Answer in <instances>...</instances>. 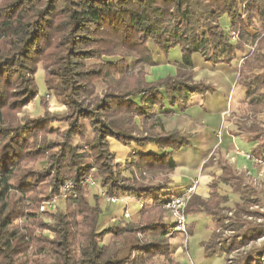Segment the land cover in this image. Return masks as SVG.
I'll return each instance as SVG.
<instances>
[{
    "label": "trees",
    "instance_id": "1",
    "mask_svg": "<svg viewBox=\"0 0 264 264\" xmlns=\"http://www.w3.org/2000/svg\"><path fill=\"white\" fill-rule=\"evenodd\" d=\"M223 16L229 19L227 29L219 22ZM177 47L176 75L147 83L143 68L168 63L169 51ZM248 47L252 53H246ZM198 59L204 66L236 71L244 102L235 127L256 143L251 156L263 160L264 0H0V264H171L168 251L175 248L176 233L162 206L180 195L171 187L173 156L190 140L187 133L166 131L169 114L158 111L167 101L183 112L194 93H211L193 82ZM38 65L46 91L65 112L10 124L7 113L20 112L38 97ZM58 123H66L61 141L39 143L38 134L45 137ZM111 141L135 149L121 163ZM44 156L46 176H39L49 180V192L29 202V175L20 176V164ZM219 169L209 197L193 194L185 211L205 214L232 233L221 241L218 230L212 231L201 244L203 256L237 252L233 264H260L264 223L249 220L264 219V212L252 210L264 205L261 192L226 163ZM138 174L151 178L139 182ZM88 175L106 195L139 202L131 215L137 220L112 223L111 209L96 193L89 196L88 184L81 185ZM66 182L73 190L61 203L64 210L40 213V205L58 197ZM220 183L241 196L233 209L227 208ZM45 217L53 222L43 227L54 235L51 241L18 226ZM38 242L46 262L18 259Z\"/></svg>",
    "mask_w": 264,
    "mask_h": 264
},
{
    "label": "rangeland",
    "instance_id": "2",
    "mask_svg": "<svg viewBox=\"0 0 264 264\" xmlns=\"http://www.w3.org/2000/svg\"><path fill=\"white\" fill-rule=\"evenodd\" d=\"M226 29V28H225ZM178 48V47H177ZM179 49V48H178ZM174 50V49H173ZM172 51V50H171ZM168 53L166 60L167 62L169 61V54ZM247 52H253V48H247L246 49V53ZM162 65L159 66H154V67H158L155 71L152 72L153 75H158V76H163L160 77L159 79H154L153 77H150L151 80H147V76L150 74V70L153 67L150 68H141L142 72H146L145 75V81L147 83H152V82H156L160 79H163L167 76H175L176 75V66L172 63V62H168V63H160ZM241 65V61L239 63V66ZM207 66V65H206ZM134 68V65H132L131 69ZM225 67H218V68H209V67H205L203 65V61H200V59L197 60V66L195 68L196 71V75L194 77V81L197 84H203V86L201 87L202 89H210L211 93L215 92V91H221V88L224 86V84H226L225 82V77L227 76V73L230 72L229 70L226 69H222ZM129 69V72H133L134 70ZM138 68H136L137 70ZM137 72V71H136ZM223 72V73H222ZM225 72V73H224ZM138 73V72H137ZM151 74V75H152ZM172 74V75H171ZM153 78V79H152ZM227 78V77H226ZM235 78H237V75L235 76ZM134 81V79H133ZM236 81V80H235ZM129 83H131V81H128ZM35 83L37 85L38 88V97L32 101L31 103H29L24 109H22L20 112L18 113H7V119L11 123H17L19 124V122H21L22 120H26V119H31V118H35L38 116H43L44 113H48L49 115H53L56 114L57 116L62 115L65 112V107L56 100L55 97H53L48 91H46L45 88V84H44V71L41 67V65H38L37 67V71L35 74ZM221 85V87H220ZM235 93V90L233 91ZM206 93L203 92L202 94ZM196 100H198V98H196ZM213 109H218L220 107V100L216 101L215 99L213 100ZM201 111H203V109H200ZM212 110V109H210ZM241 110L237 113V116L240 115ZM195 113H197V111H195ZM191 114L188 113V115H181L178 116L176 121L174 122L175 125H173L174 128H179L178 130H174V131H178L180 133H186V130L190 129L191 131L193 129H195V123L189 122L188 120L190 119L189 115ZM194 122V121H193ZM87 125H89L87 123ZM186 126V128H185ZM53 130L54 131H46L45 132V137L41 138L40 134H38L37 136V140H39V143H42V141H46V143H51L52 140H57V141H61V139H59V133H62L65 129H66V123H58L56 125L53 126ZM186 130H183V129ZM166 130V129H165ZM189 134V133H187ZM47 136V137H46ZM190 137V135H188ZM25 140L29 143L30 141H34V140H30L28 137H25ZM41 141V142H40ZM56 141V142H57ZM76 142V141H75ZM135 148L132 147H128V146H122L119 145L115 142L112 143V145H110V150L114 153H117L118 156H116V160L123 163L125 161V159L127 157H130L132 151ZM50 152H53L52 150ZM185 152H189V149H186L185 151H183V153ZM191 154V152H189ZM189 153L185 154H181L180 157L178 158L179 155H176V161H181L183 162V169H179V170H174L173 172V176L178 173H186V174H193L191 173V169L193 168V166H189L188 163L192 162L194 160H198V158L200 159V155L198 154V152L196 153L195 157H191L189 156ZM50 154V153H49ZM178 158V159H177ZM48 160L47 156L41 157V158H33L27 161H23L20 164V171L18 172L20 174L21 177L23 176H28V180H27V186H29L31 188V190L27 193V198L30 200L29 202H31V200L34 201H38L40 200V198L42 196H45L48 194L49 192V180L45 177H40L39 173L43 174L44 176V170L46 169V167L48 166ZM174 160V161H175ZM180 167V166H179ZM203 167V166H202ZM201 172H203V168L200 167L199 171L197 172V174L199 175ZM124 175L126 176V178H130V173L127 170H124ZM264 173V172H262ZM171 175V176H172ZM175 175V176H176ZM90 176V175H88ZM170 176V177H171ZM20 177V178H21ZM91 177V176H90ZM192 177V176H191ZM92 178V177H91ZM136 178L138 179V181L140 182H147L148 179H150V175H144V176H140L139 174L136 176ZM258 178V176L256 177ZM195 181H197V185L199 184V178H197ZM193 184V183H192ZM85 187V186H84ZM257 188V186H255ZM62 188V187H60ZM87 188V187H86ZM228 189V188H227ZM87 190V193L89 194V196L91 197L93 194H97L101 199H102V203L104 206L108 207L111 209L112 211V215L113 218L118 219L119 221H126L124 219H121L122 217V213L124 212L125 209L129 210L130 205H132L133 203L138 207L139 202H136L133 198L128 197V196H116V198L119 199V201L112 206H109L103 197H101V194L103 193L102 190H100L99 186L95 185L92 187H89ZM223 190V189H222ZM226 190V189H225ZM260 192H261V197H262V201H264V185H262L261 188H259ZM61 192V189L59 190V193ZM104 194V193H103ZM241 200V196L239 194L234 195L233 199L231 201H229L228 203H226L227 208H231L233 209V203H235V201L237 203H239ZM126 204L121 210L120 212H114V207L116 206L117 208L121 207V203ZM119 203V204H118ZM26 204V203H25ZM262 204H264L262 202ZM61 210H64V204L61 205ZM263 207H253L252 210L254 211H259L261 213L264 212V205H262ZM118 208V209H119ZM135 209L133 210H129V213L133 214ZM26 211V210H25ZM57 212V211H56ZM55 212V213H56ZM227 216L226 218H230L231 217V213H226ZM134 215V214H133ZM133 220H137V218L134 216L131 217ZM165 219L170 220L169 219V215L165 214L164 216ZM113 220V219H112ZM250 222L253 223H264V219H250ZM52 220H50L49 218L45 217L43 219V221H40L39 223L34 222L32 223H26L25 221H18V226L23 228L25 226H28V230H30L31 234L37 238L38 236L41 237L39 239H45L47 238L49 241L54 239V235L46 228H43L45 226V224H52ZM113 223V222H112ZM225 225V224H224ZM226 226V225H225ZM218 227V228H217ZM186 228H187V232H186V237L185 236H181L179 234L176 233V235H174L175 237L173 238V242H174V246H178L177 248H174L173 250L168 251V255H170L171 258V264H176V261L178 263H183V264H188L190 259L188 257H186L185 255L183 256L182 260L177 259L176 260V256L177 254H187V244H189V247L192 248H197L199 243H201L202 241H206L209 238V234L210 231H217V238L218 240L221 239V241H224L225 238H227L228 236L230 237L232 235V233L227 229V227H221L219 228V226L216 225V223H214V221L211 219V217L205 215V214H199V215H187L186 217ZM192 234V235H191ZM191 235V236H190ZM181 236V240H175L177 237ZM190 236V238H189ZM37 239V241L39 240ZM109 239V236L104 238V243H107ZM178 239V238H177ZM259 244V243H258ZM38 246H40V243L38 242L37 245H35V247H30L29 250L23 255V257L18 258L20 259H28V260H35V258H38L39 261H44L47 259H42L43 256L40 255V253H38ZM180 248V251L178 250ZM246 247L245 249L242 248L240 249L239 252H244L245 250H247ZM178 250V252L176 254V251ZM221 251H223L221 249ZM224 252H220L219 254L222 256L224 263L223 264H233L234 259H236L237 257V252H231L230 254H223ZM35 255H37L35 257ZM178 257V256H177ZM163 259H158L159 262H161ZM46 262V261H44ZM161 264H170L167 261H162ZM257 264H259L257 262ZM260 264H264V261L262 260L260 262Z\"/></svg>",
    "mask_w": 264,
    "mask_h": 264
},
{
    "label": "crops",
    "instance_id": "3",
    "mask_svg": "<svg viewBox=\"0 0 264 264\" xmlns=\"http://www.w3.org/2000/svg\"><path fill=\"white\" fill-rule=\"evenodd\" d=\"M219 22L222 28L227 29L229 27V19L227 16H223ZM180 61V50L175 48L170 52L168 62L176 63ZM205 67L212 68V66L208 65H205ZM157 68L158 67L151 68V72L147 76V80H151L150 77H153L156 80L164 76H155L152 74V72ZM213 68L218 67L215 66ZM222 69L229 70L230 72L227 73V78H224L226 84H224L220 92L217 90L213 93H194L188 102L189 104H187L188 108H186L183 112L180 111V105L170 107L167 101H164L163 109L158 111V115L161 116L166 113L169 114L164 117L166 131L178 130L179 128L173 127L177 117L181 115H188L190 112L191 114L189 115L191 116H189L190 119L188 121L195 123V129L192 131L190 129L186 130V126L183 129L186 130V133H189L188 135H190V146L183 149L180 153L175 154L173 158L175 160L176 155H179V158L181 154L186 155L187 153L191 152V154L189 153V159H191V157H195L196 153L198 152L200 159L198 158V160L188 163L189 166H193L190 171L193 174L178 173L177 175L175 174L176 176L172 175L170 177L173 183L171 187L173 191H176L177 193L181 194L183 189L189 187L197 178H199V184L196 187L194 195L200 196L202 198H208L209 184L217 179L221 174L219 163H226L227 165L231 166L237 174L243 175L248 182H252L254 187L257 186L258 192L260 191L259 188L264 185V173H262L264 172V159L257 160L251 156V151L255 147L256 143L251 142L244 134L238 132L235 127V121L238 117L237 113L242 109L244 102V89L235 85V76L237 73L233 68ZM234 90L235 93L233 92ZM196 98H198V100H196ZM214 99L216 101L220 100V107L218 109H213ZM200 109H203V111ZM195 111H197V113H195ZM113 142L114 141H111L110 145H112ZM186 149H189V152L183 153V151ZM115 154L118 156L117 153ZM246 156H249V158ZM175 163L177 164L175 171L183 169L182 167L185 165L179 160H175ZM200 167L203 168V172L198 175L197 172L199 171ZM257 176L258 178H256ZM219 192L221 195L227 197L228 202L233 199L234 195L238 194L234 192V190L231 189L228 184L223 183L219 184ZM119 203L122 204L120 208L118 207L119 209L116 207L117 205L114 207V212H116V214L117 212H120V210L126 205L122 202ZM235 203L237 202L235 201ZM135 207L136 210L133 214L138 212L139 207H137L134 203L128 207L130 208L129 210H134ZM133 214L131 213V215ZM211 232L212 230L210 231V234ZM177 238L175 240H181V236ZM203 242L204 241L199 243L196 249H191L189 244H187V254L178 252V250L180 251L179 248L176 251V254H180H177L178 257L176 256V260H182L183 256L185 255L190 259L188 264H223L224 260L220 254H214L209 258L203 256V248L201 245ZM177 247L178 246L175 248ZM176 264L183 263H178L176 261Z\"/></svg>",
    "mask_w": 264,
    "mask_h": 264
},
{
    "label": "built area",
    "instance_id": "4",
    "mask_svg": "<svg viewBox=\"0 0 264 264\" xmlns=\"http://www.w3.org/2000/svg\"><path fill=\"white\" fill-rule=\"evenodd\" d=\"M249 158V156H246ZM197 181H194L193 184H191L189 187L182 190L181 194L175 197H172L170 200L166 201L162 208L167 212L169 215L170 222L173 224V230L175 233L185 236L186 237V208L188 205V202L192 195L195 193ZM89 187L95 186V182L91 179V177H86L82 182L81 185L85 186L87 185ZM72 183L66 182L62 188L60 195L58 197L53 198L52 200L43 202L39 207L40 213H49L53 214L58 209L61 208V203L65 201L70 193L72 192ZM104 193V192H103ZM101 194V197L104 198L105 202L109 206L115 205L119 199L116 197H111L104 194ZM138 207H141V204L139 203ZM131 218V214L129 213V210L125 209L122 213L121 219L129 220ZM118 219L113 218L112 222L115 223Z\"/></svg>",
    "mask_w": 264,
    "mask_h": 264
}]
</instances>
